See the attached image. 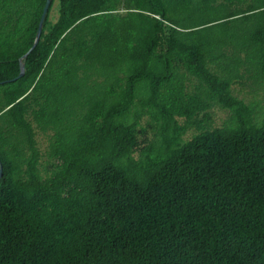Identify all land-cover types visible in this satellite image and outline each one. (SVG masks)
Masks as SVG:
<instances>
[{
    "label": "trees",
    "instance_id": "trees-1",
    "mask_svg": "<svg viewBox=\"0 0 264 264\" xmlns=\"http://www.w3.org/2000/svg\"><path fill=\"white\" fill-rule=\"evenodd\" d=\"M45 1L0 0V264H264V0H50L29 51Z\"/></svg>",
    "mask_w": 264,
    "mask_h": 264
},
{
    "label": "rangeland",
    "instance_id": "rangeland-1",
    "mask_svg": "<svg viewBox=\"0 0 264 264\" xmlns=\"http://www.w3.org/2000/svg\"><path fill=\"white\" fill-rule=\"evenodd\" d=\"M56 1L54 3L52 14L56 16ZM234 93L244 99L245 102H255L254 106V116L258 120L263 117L264 114V85L256 87L250 80L244 79L242 83H235L233 85ZM228 112L225 109L215 106L211 110L212 117V127L222 125L227 119ZM193 129L188 130L184 138H190L193 134ZM37 140L39 141V148L44 152L47 141L46 138L40 134L37 135ZM42 174L45 173L42 171Z\"/></svg>",
    "mask_w": 264,
    "mask_h": 264
},
{
    "label": "water",
    "instance_id": "water-1",
    "mask_svg": "<svg viewBox=\"0 0 264 264\" xmlns=\"http://www.w3.org/2000/svg\"><path fill=\"white\" fill-rule=\"evenodd\" d=\"M49 3H50V0H46L45 1L44 7H43V10H42L40 19H39V23H38V27H37V31H36V36H35V39H34V43H33L32 47L29 49V51L36 45V43H37V41L39 39V36H40V33H41L42 23H43V20H44V16H45V14L47 12ZM22 74H23V67H21L20 72H19V74L17 75L16 78L22 76ZM0 176H1V167H0Z\"/></svg>",
    "mask_w": 264,
    "mask_h": 264
}]
</instances>
